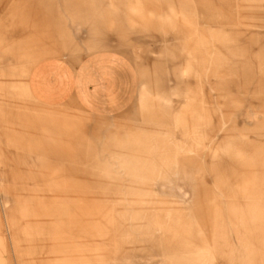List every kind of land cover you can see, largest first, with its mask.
Masks as SVG:
<instances>
[{
    "label": "rangeland",
    "instance_id": "obj_1",
    "mask_svg": "<svg viewBox=\"0 0 264 264\" xmlns=\"http://www.w3.org/2000/svg\"><path fill=\"white\" fill-rule=\"evenodd\" d=\"M43 61L85 96L33 100ZM218 211L264 231V0H0V264H151V243L183 250L170 217L197 247Z\"/></svg>",
    "mask_w": 264,
    "mask_h": 264
},
{
    "label": "crops",
    "instance_id": "obj_2",
    "mask_svg": "<svg viewBox=\"0 0 264 264\" xmlns=\"http://www.w3.org/2000/svg\"><path fill=\"white\" fill-rule=\"evenodd\" d=\"M46 2L47 0H42ZM181 16L185 19V12H179ZM162 21L168 18L167 14L161 17ZM173 18V17H169ZM172 20V19H171ZM213 40L218 41H227L224 37L212 36ZM214 62H218L214 60ZM176 77V76H174ZM100 86H106L108 88L111 87L112 82L105 77H101L99 80ZM27 89L37 103L46 106V107H57L63 104H66L70 101L72 97L75 96H85V90L82 83V79L80 75L76 74L73 71L69 64L64 61H43L35 66L34 69L30 72L27 81ZM124 163L122 166L124 167L125 162L126 165L133 167V171L130 173L132 176H141L144 175V172L140 170V167L148 166L153 168V164L140 162L142 159H139L135 156L130 157V159L126 160L125 157H122ZM170 162V161H168ZM165 165L169 166V163H165ZM165 166V167H166ZM154 173L150 174L153 175ZM48 192H65L63 190H46ZM43 200L47 201L49 198L42 197ZM59 200H65L66 196H58L55 197ZM225 213L229 215V225L233 228V231L238 233L240 230L245 233V236L239 238L236 236L237 242L242 249L241 256L239 257L242 262L241 264H256L257 260H259L260 264H264V258L260 257L256 250L253 248V245L259 243L261 246H264L263 239V230L261 223H246L244 220L245 214L244 211H218L217 216V226L212 229V233L210 234V239L204 242L202 239L200 232L198 230V237L201 242L200 246H193V226L189 222L185 224V226L178 224L177 221L180 220L177 218H169V222H171L173 226V231L176 233L172 235V239L176 240L177 245L180 247L178 242L181 244L182 251L179 252L178 249H174L169 245L164 244H155L151 243L148 245V248H141L138 253L142 260H150L151 264H208L214 258H219L222 264L226 262H232L233 257H229L226 259L224 250L228 248L227 241V228L225 222ZM230 219L232 221H230ZM200 221V220H198ZM199 223V222H198ZM203 223V222H202ZM168 227V226H167ZM167 230V229H166ZM179 233V234H178ZM169 246V247H168ZM207 254H203V253ZM125 257H128L129 254L135 253V251L124 252ZM233 254L232 251L229 254ZM183 255V256H180ZM158 260L155 261L154 258ZM259 258V259H258ZM263 261V262H261Z\"/></svg>",
    "mask_w": 264,
    "mask_h": 264
}]
</instances>
